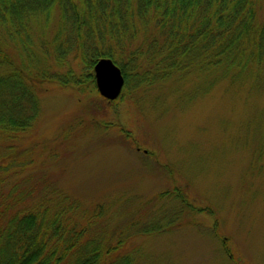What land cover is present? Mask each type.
<instances>
[{
	"label": "trees",
	"instance_id": "16d2710c",
	"mask_svg": "<svg viewBox=\"0 0 264 264\" xmlns=\"http://www.w3.org/2000/svg\"><path fill=\"white\" fill-rule=\"evenodd\" d=\"M261 2L0 0V264H144L131 246L137 237L166 232L185 213L209 212L175 186L158 197L178 207L167 222L161 210L159 220L113 226L104 202L85 205L52 183H32L30 148L18 151L23 159L11 155L41 117L43 85H94L102 58L123 72L120 98L196 77L205 81L186 99L224 80L264 90ZM214 232L220 237L215 221Z\"/></svg>",
	"mask_w": 264,
	"mask_h": 264
},
{
	"label": "rangeland",
	"instance_id": "374dc122",
	"mask_svg": "<svg viewBox=\"0 0 264 264\" xmlns=\"http://www.w3.org/2000/svg\"><path fill=\"white\" fill-rule=\"evenodd\" d=\"M196 78L127 89L114 101L96 83H47L41 117L11 159L30 148L32 183H52L85 205L104 202L113 226L159 220L161 210L167 222L178 207L158 197L175 186L215 213H185L166 232L137 237L131 246L144 264H264V90L224 80L186 99L204 80Z\"/></svg>",
	"mask_w": 264,
	"mask_h": 264
},
{
	"label": "water",
	"instance_id": "95a60500",
	"mask_svg": "<svg viewBox=\"0 0 264 264\" xmlns=\"http://www.w3.org/2000/svg\"><path fill=\"white\" fill-rule=\"evenodd\" d=\"M96 85L99 93L106 99H118L125 85L121 68L110 58L100 59L94 67Z\"/></svg>",
	"mask_w": 264,
	"mask_h": 264
}]
</instances>
